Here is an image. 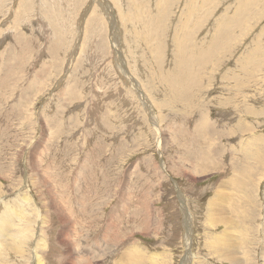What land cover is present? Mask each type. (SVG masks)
<instances>
[{
  "label": "rangeland",
  "instance_id": "1",
  "mask_svg": "<svg viewBox=\"0 0 264 264\" xmlns=\"http://www.w3.org/2000/svg\"><path fill=\"white\" fill-rule=\"evenodd\" d=\"M8 222L0 264H264V0H0Z\"/></svg>",
  "mask_w": 264,
  "mask_h": 264
},
{
  "label": "bare ground",
  "instance_id": "2",
  "mask_svg": "<svg viewBox=\"0 0 264 264\" xmlns=\"http://www.w3.org/2000/svg\"><path fill=\"white\" fill-rule=\"evenodd\" d=\"M136 99H137V98H136ZM73 178H74V177H73ZM243 181H244V180H243ZM240 184H241V183H240ZM115 194H116V193H115ZM223 199H224V198H223ZM226 200H227V199H226ZM222 202H223V201H222ZM227 207H228V206H227ZM185 211H187V210H185ZM229 211L232 212V207H231V210H229ZM24 212H25V211H24ZM186 213H187V212H186ZM216 213H217V212H216ZM224 213H227V212H224ZM189 214H190V213H189ZM228 215H229V214H228ZM236 215H237V214H236ZM241 215H242V214H241ZM188 216H189V215H188ZM229 217H230V216H229ZM244 217H245V216H244ZM222 218H223V217H222ZM12 219H13V218H12ZM224 219H227V218L225 217V218H223V220H224ZM231 219H232V218H231ZM187 220H188V219H187ZM232 220H233V219H232ZM232 220H229V219H228L227 221H230V222H231ZM3 221H4V220H3ZM12 221H13V220H12ZM12 221H10V222H12ZM14 221H15V220H14ZM5 222H6V221H5ZM5 222H4V224H5ZM10 222H8V225L6 224V226H4V227H6V229H2L3 227L0 228V231H1V232H6L5 235H4V236H6V237L8 236L7 234L11 231V229H9V228H10V227H15L16 224H17V223H16L15 226H10V225H9ZM17 222H18V221H17ZM223 222H224V221H223ZM2 223H3V222H2ZM209 223H210V222H209ZM213 223H214V222H213ZM232 223H233V221H232ZM185 224H186V223H185ZM222 224H223V223H222ZM219 225H220V224H219ZM233 225H234V224H233ZM21 226H22V225H21ZM21 226H20V227H21ZM187 226H188V225H187ZM8 227H9V228H8ZM15 228H18V227H15ZM24 228L26 229V227H24ZM225 228L228 229V227H225ZM22 229H23V228H22ZM27 229H28V228H27ZM190 229H191V228H190ZM190 229H189V230H190ZM233 229H234V228H233ZM28 230H29V229H28ZM242 230H243V229H242ZM15 231H16V229H15ZM24 231H25V230H24ZM224 231H226V229H225ZM228 231H229V230H228ZM235 231H236V230H235ZM20 232H21V231H19V232H17V231H16V232H13L14 237L19 236V235H20ZM22 232H23V231H22ZM32 232H33V231H32ZM35 232H36V231H35ZM14 233H15V234H14ZM24 233H25V232H24ZM30 233H31V232H30ZM108 233H109V232H108ZM223 233H224L223 236L227 234V233H225V232H223ZM231 233H232V231H231ZM2 234H3V233H2ZM10 234H11V232H10ZM185 234H186V233H185ZM234 234H235V233H234ZM40 235H41V234H40ZM229 235H233V234H229ZM229 235H228V236H229ZM20 236H22V234H21ZM221 236H222V235H221ZM239 236H240V235H239ZM0 237H2V236L0 235ZM226 237H227V236H226ZM226 237L224 236L225 239H226ZM233 237H236V236H233ZM3 238H5V237H3ZM3 238H2V239H3ZM25 238H26V237H25ZM25 238H22V239H25ZM28 238H29V237H28ZM224 238L222 237L223 240H224ZM228 238H230V237H228ZM239 238H240V237H239ZM239 238H235V239L237 240V239H239ZM254 238H256V237H254ZM26 239H27V238H26ZM218 239H219V238H218ZM231 239H232V237H231ZM233 239H234V238H233ZM5 240L7 241V238H6ZM5 240H3V241H5ZM15 240H16V239H15ZM186 240H187V239H186ZM219 240H221V239H219ZM227 240H228V239H227ZM227 240H226V241H227ZM236 240H235V241H236ZM241 240H242V239L240 238V241H241ZM262 240H263V239H262ZM1 241H2V240H1ZM6 241H5V242H6ZM13 241H14V240H13ZM190 241H191V240H190ZM237 241H239V240H237ZM240 241H239L238 243H241ZM254 241H255V240H254ZM10 242H11V241H10ZM33 242H34V241H33ZM37 242H38V241H37ZM228 242H229V241H228ZM2 243H3V242H2ZM13 243H14V242H13ZM15 243H16V242H15ZM215 243H216V242H215ZM231 243H232V242H231ZM238 243H235V244H237L236 246H239V245H240V247H241V245H243V244H239V245H238ZM242 243H243V242H242ZM5 244H6V243H5ZM18 244H19V243H18ZM22 244H24V243L22 242ZM42 244H43V242H42ZM211 244H212V243H211ZM217 244H218V243H217ZM0 245H1V244H0ZM9 245H10V244H9ZM15 245H16V244H15ZM214 245H215V244H214ZM221 245H222V244H221ZM35 246H38V244L35 245ZM39 246H40V245H39ZM42 246H43V245H42ZM190 246H191V245H190ZM190 246H189V247H190ZM7 247H8V246H7ZM16 247H18V246H16ZM135 247H136V246H135ZM214 247H215V246H214ZM2 248H3V247H2ZM14 248H15V247H14ZM33 248H34V247H33ZM221 248H222V249H221L222 252L224 253V256H223L224 260H226V261L228 260V261H230L232 264H237L238 259L233 255L234 253H233L232 251H234V250H231L233 247H232V248L230 247V248H231V249H230V248H228V244H224V247H221ZM241 248H243V246H242ZM258 248H259V247H258ZM18 249H19V247H18ZM21 249H24V248H21ZM137 249H138V248H137ZM137 249H136V251H137ZM234 249H235V245H234ZM244 249H245V247H244ZM15 250H16V248H15ZM134 250H135V249H134ZM237 250H238V249H237ZM239 250H241V249H239ZM242 250H243V249H242ZM23 251H24V250H23ZM23 251H22V252H23ZM128 251H130V250H128ZM136 251H135V252H136ZM138 251H139V250H138ZM138 251H137V252H138ZM141 251H142V250L140 249V252H141ZM1 252H2V251H1ZM32 252H33V251H32ZM133 252H134V251H132V254H131L132 256H133ZM142 252H143V251H142ZM240 252H241V251H240ZM247 252H248V251H247ZM38 253H39V252H38ZM187 253H188V252H187ZM189 253H190V252H189ZM223 253H222V254H223ZM36 254H37V253H36ZM36 254H35V255H36ZM127 254H128V253H127ZM139 254H140V253H139ZM141 254H142V253H141ZM243 254H244V253H243ZM243 254H242V256H244ZM248 254H249V253H248ZM33 255H34V254H33ZM45 255H46V254H45ZM134 255H135V254H134ZM144 255H145V253H144ZM217 255H218V253H217ZM237 255H238V254H237ZM43 256H44V255H43ZM124 256H126V255H124ZM124 256H123V257H124ZM136 256H137V255H136ZM141 256H142V255H141ZM187 256H188V255H187ZM1 257H2V256H1ZM37 257H38V256H37ZM123 257H122V258H123ZM128 257H130V256H128ZM128 257H127V258H128ZM134 257H135V256H134ZM142 257H143V256H142ZM142 257H140V258H141L140 260H142ZM144 257H145V256H144ZM218 257H220V256H218ZM238 257H239V256H238ZM248 257H249V256H248ZM135 258H136V257H135ZM30 259H31V258H30ZM120 259H121V257H120ZM123 259H124V258H123ZM123 259H122V260H123ZM221 259H222V258H221ZM34 260H35V258H34ZM129 260H130V258H129ZM247 260H248V259H247ZM43 261H44V260H43ZM126 261H127V260H126ZM126 261L124 260V261L122 262L121 260H118V262H116V264H126V263L128 262V261H127V262H126ZM189 261H190V260H189ZM239 261H240V260H239ZM131 262H132V261H131ZM140 262H141V261H140ZM186 262H187V261H186ZM240 262H241V261H240ZM1 263H2V262H1ZM41 263H42V261H41ZM4 264H5V263H4ZM36 264H37V262H36ZM199 264H200V263H199Z\"/></svg>",
  "mask_w": 264,
  "mask_h": 264
}]
</instances>
